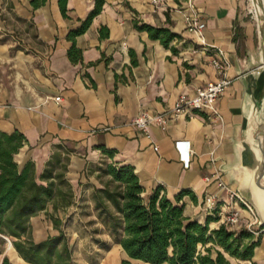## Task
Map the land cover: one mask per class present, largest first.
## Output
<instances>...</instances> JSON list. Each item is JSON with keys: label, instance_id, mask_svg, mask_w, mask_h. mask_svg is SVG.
Listing matches in <instances>:
<instances>
[{"label": "crops", "instance_id": "0c3cea01", "mask_svg": "<svg viewBox=\"0 0 264 264\" xmlns=\"http://www.w3.org/2000/svg\"><path fill=\"white\" fill-rule=\"evenodd\" d=\"M248 1L256 25L247 16L245 0H191L205 23L206 49L194 51L196 41L185 32L179 10L185 0H161L157 7L151 0H104L100 14L75 38L82 59L73 64L66 36L87 17L94 0H67V18L57 0L36 10L28 0H8V11L22 21L27 36L26 53L12 50L15 43L0 42V134L17 131L26 139L16 162L17 157L22 165L31 161L38 177L54 153L66 151V174L78 182L89 163L102 158L131 166L143 196L159 186L171 201L190 191L193 199L181 201L184 215L200 224L208 216L202 208L207 195L216 196L220 205L243 209L229 199V191L240 197L246 111L258 97L249 74L261 64L263 40L253 1ZM135 22L179 35L170 43L176 53L136 30ZM102 27L103 33L108 30L106 38H100ZM219 55L228 63L224 77L231 81L217 103L221 120L205 114L179 117L165 129L151 125L149 137L130 124L140 113H162L180 94L222 78L210 64ZM99 147L112 151V158ZM188 151L185 166L182 156ZM217 179L226 189L218 188ZM220 225L217 220L210 228ZM255 238L259 245L252 261L264 264V232Z\"/></svg>", "mask_w": 264, "mask_h": 264}, {"label": "trees", "instance_id": "16d2710c", "mask_svg": "<svg viewBox=\"0 0 264 264\" xmlns=\"http://www.w3.org/2000/svg\"><path fill=\"white\" fill-rule=\"evenodd\" d=\"M28 1L34 10L47 2ZM57 4L62 17L67 18V0H57ZM103 5L104 0H94L87 17L79 19L78 28L68 32L66 39L72 45L67 57L71 63L77 64L82 59L81 51L75 47V38L88 29ZM134 28L176 53L170 43L180 36L168 28L137 22ZM105 30L103 33V27L100 28V38L108 37ZM136 63L132 58L131 66ZM25 144V137L17 131L0 134V236L10 239L12 249L26 264H70L69 247L59 231L60 219L55 218V213L70 206L73 199L72 186L66 179L68 153L59 150L54 153L37 177L31 161L20 166L15 160ZM99 148L107 158H112V151ZM104 166L101 172L109 181L103 188H95L92 197L102 224L114 243L121 247L124 257L119 264H230L224 254L256 264L251 260L259 238L244 230L228 231L223 225L211 229L210 224L218 220L215 216L208 215L200 224L184 215L181 201L184 196L193 199L190 191H181L174 201L166 197L160 186L151 195L143 196V188L131 166L113 162ZM49 205L51 212H48ZM41 212L46 213L59 234L35 242L29 221ZM0 264L13 263L3 256Z\"/></svg>", "mask_w": 264, "mask_h": 264}, {"label": "rangeland", "instance_id": "374dc122", "mask_svg": "<svg viewBox=\"0 0 264 264\" xmlns=\"http://www.w3.org/2000/svg\"><path fill=\"white\" fill-rule=\"evenodd\" d=\"M8 5V0H0V42L15 43L12 50L24 51L22 46L27 43V36L22 30L23 23L11 11H8ZM245 9L248 18L256 25L254 15L249 11L248 0H245ZM24 52L26 53V51ZM17 160L22 165L21 158L17 157ZM105 163H109L105 158L89 163V171H87V175H84V178H81V182L70 179L66 174V179L73 189V199L70 206L55 213V218L60 219L59 231L63 234L69 247L70 264H119L124 257L122 250L114 243L106 227L102 224L93 202L94 189L103 188L109 181L108 176L101 172ZM51 211L52 206L49 205L48 212ZM29 224L35 242L59 234V231L53 228V224L45 212L32 217ZM257 229L261 230L259 235L264 232V228L258 227ZM7 239L10 241L9 238ZM7 243L6 240L0 238V250L2 251L0 262L2 257L6 256L13 264H26L14 249L11 253L8 252ZM199 251H202V248H199ZM224 255L230 264H248L249 262L239 261L227 254Z\"/></svg>", "mask_w": 264, "mask_h": 264}, {"label": "built area", "instance_id": "2783aa9c", "mask_svg": "<svg viewBox=\"0 0 264 264\" xmlns=\"http://www.w3.org/2000/svg\"><path fill=\"white\" fill-rule=\"evenodd\" d=\"M160 1L161 0H151V3L157 7L159 6ZM179 10L183 14L185 32L192 35L196 41L193 50H205V23L200 18L199 13L195 10L191 0H185ZM210 64L217 74L222 76V78L215 82L207 83L203 87L197 88L191 94H180L174 105L162 113L148 114L142 112L134 117L130 124L140 130L146 137H149L148 128L151 125H158L161 129H165L171 121H174L179 117L191 118L196 114H205L208 118L221 120L220 113L217 109V103L231 82L224 77L228 63L223 55H219V57L211 59ZM54 101L55 103H58L60 97H55ZM189 153L190 152L188 151L187 155L182 156L185 166L188 165ZM206 181H209V178H206ZM216 184L220 190L226 189L219 179H217ZM229 193V199L231 201L234 199L238 200L243 205V209H232L226 203L220 205L216 196L207 195L203 200V211L207 215L217 217L221 225H223L228 231L239 232L244 230L254 237L258 236L261 230L257 229V218L253 209L236 193H233L232 191H229ZM242 212H245L249 216H242ZM248 264H250V262H248Z\"/></svg>", "mask_w": 264, "mask_h": 264}, {"label": "water", "instance_id": "95a60500", "mask_svg": "<svg viewBox=\"0 0 264 264\" xmlns=\"http://www.w3.org/2000/svg\"><path fill=\"white\" fill-rule=\"evenodd\" d=\"M260 31L263 36L262 61L258 69L249 74L253 79L252 88L257 92L258 97H255L253 105H250L246 111V138L240 145L242 175L237 191L241 199L255 212L257 226L264 228V217L260 215L256 206L257 192H264V125L261 121L257 122L258 111L260 107H264V24ZM255 148L258 149L257 153ZM0 237L10 243L6 237Z\"/></svg>", "mask_w": 264, "mask_h": 264}, {"label": "bare ground", "instance_id": "6f19581e", "mask_svg": "<svg viewBox=\"0 0 264 264\" xmlns=\"http://www.w3.org/2000/svg\"><path fill=\"white\" fill-rule=\"evenodd\" d=\"M254 5V11L256 14V18L258 21L259 29L263 27L264 24V2L263 0H252ZM256 118V117H255ZM258 121H261V123L264 125V109L262 112L258 113L257 116ZM256 153L258 152V149L255 148ZM256 206L258 208V211L262 217H264V192H257L256 194ZM7 250L8 252H12V246L8 242L7 243Z\"/></svg>", "mask_w": 264, "mask_h": 264}]
</instances>
